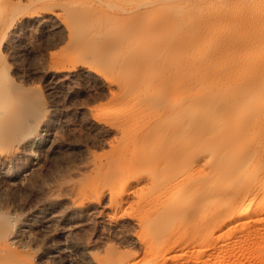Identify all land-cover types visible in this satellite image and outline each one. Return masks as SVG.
Returning <instances> with one entry per match:
<instances>
[{"label":"bare ground","instance_id":"1","mask_svg":"<svg viewBox=\"0 0 264 264\" xmlns=\"http://www.w3.org/2000/svg\"><path fill=\"white\" fill-rule=\"evenodd\" d=\"M13 2L29 9L18 21ZM28 26L65 31L74 61L65 81L115 89L85 120L112 142L92 166L96 196L81 210L100 208L118 221L135 207L140 259L83 249L89 264H197L189 241L199 216H211L207 225L222 234L264 212V0H0V185L13 191L37 171L34 155L46 159L58 144L53 110L3 54ZM37 213H5L0 197V264H19L12 244Z\"/></svg>","mask_w":264,"mask_h":264},{"label":"rangeland","instance_id":"2","mask_svg":"<svg viewBox=\"0 0 264 264\" xmlns=\"http://www.w3.org/2000/svg\"><path fill=\"white\" fill-rule=\"evenodd\" d=\"M13 3L9 9L17 15L18 21L29 9ZM65 34V31L43 33L35 26H28L17 33L15 46L13 43L11 48L3 50L7 65H11L8 70L13 73V68L17 69V76L36 94V99L53 110L58 142L48 158L40 153L34 155L33 165L38 169L24 188L13 191L4 183L0 185L5 213L15 211L16 217H20L38 212L30 229L12 248L19 264H87L81 253L83 249L93 252L98 259L104 258L109 248L136 259L139 256L134 248L135 207L118 221L107 211L102 213L100 208L81 210L96 196L93 187L97 177L92 166L96 158L106 160L112 142V135H101L88 128L85 120L112 101L115 89L102 80H64L62 73L74 66L69 58L71 51L65 48ZM47 70L59 74L49 78L45 74ZM58 81L65 82L61 88L52 89L50 84ZM190 175H194L193 172ZM49 180L51 188L48 189L45 183ZM104 189L108 193V187ZM51 198L56 199L53 204L48 203ZM263 213L245 217L241 224L229 229L223 228L222 234H215L207 225L211 216H199L202 223L198 231L196 228L199 235H193L194 239L189 241L197 264H264ZM41 217L48 222L40 221ZM179 228L170 226L171 231ZM63 231L69 233L63 234ZM66 246L71 251V261L66 260L62 252ZM55 251H59L58 257ZM53 254L56 257H52Z\"/></svg>","mask_w":264,"mask_h":264}]
</instances>
